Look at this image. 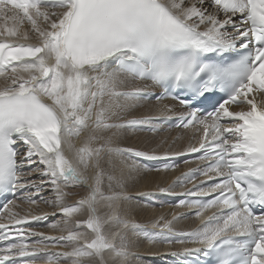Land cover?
Instances as JSON below:
<instances>
[{
  "label": "snow or ice",
  "instance_id": "obj_1",
  "mask_svg": "<svg viewBox=\"0 0 264 264\" xmlns=\"http://www.w3.org/2000/svg\"><path fill=\"white\" fill-rule=\"evenodd\" d=\"M258 97L264 0H0V195L15 196L0 214V264H144L145 243L196 245L190 264H264ZM169 99L182 110L136 115ZM165 125L180 130L167 148L117 143ZM189 129L198 139L177 149ZM192 153L198 166L160 191L192 184L176 206L194 210L196 229L176 230L186 214L151 227L128 215L133 173ZM17 199L58 209L62 234L37 233L39 217L8 208Z\"/></svg>",
  "mask_w": 264,
  "mask_h": 264
},
{
  "label": "bare ground",
  "instance_id": "obj_2",
  "mask_svg": "<svg viewBox=\"0 0 264 264\" xmlns=\"http://www.w3.org/2000/svg\"><path fill=\"white\" fill-rule=\"evenodd\" d=\"M25 26L27 27L26 29H25ZM28 28H29L28 24L25 23L23 25L22 30H27ZM168 104L175 105L176 109H180V106L177 103H175L172 100H170V99L161 101L159 103H157L156 101H152L151 104L146 105L145 107L141 108L136 113V115L160 114V110L164 107V105H168ZM178 131H180V130H174V129L173 130H169V131H166L163 134H159V137L161 139H166V138L168 139L169 137L173 139V137L177 135ZM143 134L144 135L146 134L149 137H150V135H155L153 133L148 134V132H138V133H131L130 132L126 136L118 138L117 143H119L120 146L127 145V147L130 146V145H132L130 147H133V145H135V144H136L135 146H137V147L139 145L142 146L141 140L143 141ZM183 135H184L183 141L178 142L176 144V146H175L177 149L183 148V145H184V147H186L187 144L189 143L188 142V138L190 136V133H183ZM155 136L157 137V139H160L157 135H155ZM130 139H132L133 141H130ZM82 140H83V135L79 139H76L74 142L79 146ZM151 140H152V138H151ZM149 141H150V139H149ZM145 142L148 144L147 141H145ZM156 143H157V141H156ZM151 146H153V145H151ZM121 167H123V165H121ZM177 174H178V170L177 169L170 170V171H167V172H165V171H160V172L152 171V172H141L139 174L133 173V179L129 180L128 186H127L128 194L130 196H132L131 195L132 193L139 194V192L140 193L141 192L142 193L143 192H149L148 194H151L152 192L160 191V188H167L169 185H171L173 183V181L176 180ZM125 175L126 176L128 175L127 169H125ZM181 189L182 188L178 186L172 191V193L181 192L182 191ZM81 194H83V193H81ZM17 204L19 205L20 208L24 207L26 210L27 209L31 210V211L28 212V213H31V215H34L37 212H39L38 214L41 215V214H45V213H51L48 210H52V211L58 210V209H53L50 205H48V204L45 205L44 203L40 207H37L36 205H29L26 202H21V203L19 202ZM39 204H41V203H39ZM19 207H15L18 210V213L21 212V211H19ZM8 208H10L12 210L14 208V206L10 204V205H8ZM126 210H127L128 215L133 217V218H136V216H140L141 215L143 223H148L149 227H151V222L153 220H155L157 218H160V217L171 219L174 214L179 215L180 212L183 211L184 209H183V207H170V206H162V208H154V207H150V206H145L144 207V206L140 205L136 201V199L134 200L133 197H132V200H131L130 204L126 206ZM150 214H153L154 216L151 217ZM145 217H148V218H145ZM1 221L2 222L3 221L7 222L6 219H1ZM138 222L141 223L140 221H138ZM198 223H200V219H198L196 217H193V216H190V217H188L186 219L179 220V222L176 223L175 228H176L177 231H191V230L196 229L199 226ZM49 230L50 229L48 228V232H49ZM56 235H57V233H56ZM190 245H193V244H174V246H173L172 244L171 245H169V244L148 245L147 243H145L138 249V251L140 252L142 258L145 255H149L150 260H155V258H159V256H160L159 254L161 252H162L161 253L162 255L167 253V252L174 253V251L177 248H179V249L181 248L180 250H184L185 248H187ZM171 249L174 250V251L172 252ZM157 255H159V256H157ZM163 257H160V258H163ZM149 261L147 262V264H149ZM43 264H44V262H43Z\"/></svg>",
  "mask_w": 264,
  "mask_h": 264
},
{
  "label": "rangeland",
  "instance_id": "obj_3",
  "mask_svg": "<svg viewBox=\"0 0 264 264\" xmlns=\"http://www.w3.org/2000/svg\"><path fill=\"white\" fill-rule=\"evenodd\" d=\"M29 26V25H28ZM148 134H151V133H148ZM155 135H157L158 137H159V134H155ZM155 135H150V137L152 138V140H151V138L148 136V135H144L143 134V141L141 140V144H142V146H135V145H133V147L135 146V147H137L138 149H150V148H154V147H156L157 145H159V144H162V148H167L168 146H169V144H171L169 141L170 140H172L173 141V139L172 138H166V139H161L160 137V139H157V137L155 136ZM149 137V138H148ZM154 137V138H153ZM174 137H176V136H174ZM148 139V140H147ZM149 139H150V141H149ZM149 141L148 142V144L145 142V141ZM155 140V141H154ZM130 141H133L132 139H130ZM156 141H157V143H156ZM166 141V143H162V142H165ZM145 144H144V143ZM159 142V143H158ZM152 143V144H151ZM155 143V144H154ZM147 144V145H146ZM77 145V144H76ZM151 145H153V146H151ZM156 145V146H155ZM78 146V145H77ZM127 147V145H122V147ZM130 146H132V145H130ZM130 146H128V147H130ZM164 146V147H163ZM176 146V145H175ZM141 147V148H140ZM150 147V148H149ZM160 150V149H159ZM162 150V149H161ZM82 193V192H81ZM142 193V192H141ZM140 192H139V194H137V193H132L131 195V197H133V199L135 200L136 199V201L140 204V205H142V206H150V205H148V204H146L145 203V201H144V199H143V196H145V195H150V194H148L149 192H143L142 194H141ZM147 193V194H146ZM52 194H51V192H48L47 194H45V196H51ZM138 195V196H137ZM75 197V196H74ZM74 197H72L71 199L72 200H76V199H78L79 197L78 196H76L75 198ZM41 204H36V206L37 207H40L41 205H43V202H40ZM45 204V203H44ZM46 205V204H45ZM29 206V205H28ZM150 207H156L157 208V206H150ZM15 208V207H14ZM13 208V209H14ZM12 209V211L14 212L15 210V212H18V210L15 208L14 210ZM19 211H21L20 212V214L21 215H25V214H27L29 211H31V210H26L24 207H22V208H20L19 207ZM49 212H51V213H53V212H55L56 214H57V217H56V220H54V222L52 223V224H54V223H58V221H60L61 220V216L59 215V210H54V211H52V210H48ZM39 212H37V213H35L34 215H32V216H35V217H37V214H38ZM38 215H40V214H38ZM150 216L151 217H153L154 215L153 214H150ZM59 218V219H58ZM145 218H148V217H145ZM58 219V220H57ZM137 221H140L142 224H145V225H147V226H149L148 225V223H143V220H142V216L140 215V216H136V218H135ZM52 224H50L47 228H41L40 230H39V232L40 233H42L43 234V236H46V237H58V236H60L62 233L58 230L59 228H52L51 227V225ZM48 228L50 229L49 230V232H48ZM52 229V230H51ZM58 230V231H57ZM47 231V232H46ZM52 231V232H51ZM45 232V233H44ZM47 233H48V235H47ZM55 233V234H54ZM56 233H57V235H56ZM51 243V242H50ZM173 246H174V244H172ZM173 249V248H172ZM51 251H63L64 249H59V248H52V249H50ZM162 253V252H161ZM159 254V255H162V254ZM159 255H157V256H159ZM160 257V256H159ZM144 259H143V261H144V264H147V262L150 260V258H149V255H145L144 257H143ZM149 258V259H148ZM153 263V260H151V261H149V264H152ZM154 264V263H153Z\"/></svg>",
  "mask_w": 264,
  "mask_h": 264
}]
</instances>
